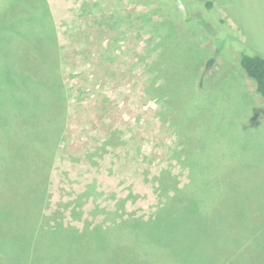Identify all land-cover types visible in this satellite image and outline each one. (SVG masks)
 I'll list each match as a JSON object with an SVG mask.
<instances>
[{
	"label": "rangeland",
	"instance_id": "374dc122",
	"mask_svg": "<svg viewBox=\"0 0 264 264\" xmlns=\"http://www.w3.org/2000/svg\"><path fill=\"white\" fill-rule=\"evenodd\" d=\"M47 1L67 114L45 212L105 227L177 210L165 193L176 186L202 199L200 211L219 205L236 225L258 211L264 229V100L233 56H264V0H211L210 8L206 0ZM30 54L47 79L49 61ZM39 148L32 142L18 155ZM233 239L217 246L237 256L225 264H264V240L262 249ZM147 253L150 264H171L164 249Z\"/></svg>",
	"mask_w": 264,
	"mask_h": 264
},
{
	"label": "trees",
	"instance_id": "16d2710c",
	"mask_svg": "<svg viewBox=\"0 0 264 264\" xmlns=\"http://www.w3.org/2000/svg\"><path fill=\"white\" fill-rule=\"evenodd\" d=\"M205 6L210 8L211 0ZM53 31L47 0H0V264H150L152 257H145L148 248L160 254L164 249L171 264H225L229 259L237 263L234 253L226 256V250L217 248L222 236H232L238 243L254 241L263 249L258 211L236 225L231 220H239L228 219L219 205L200 211L199 197L191 196L194 191L185 194L176 186L165 193L166 202L178 200L177 210L169 214L157 210L148 218H129L105 227L78 228L45 212L51 167L67 114L64 89L54 76L57 41ZM31 52L49 61L47 79L34 72L26 58ZM219 52L215 48L204 62L199 85L203 86V76ZM233 56L253 82L255 94L264 100V56L255 51ZM24 92L28 96L22 102ZM17 105L21 108L14 111ZM21 131L28 133L25 140ZM32 142L40 144L39 155L26 149V155L19 156V150ZM183 160L187 162L186 157ZM141 246L143 250L137 249Z\"/></svg>",
	"mask_w": 264,
	"mask_h": 264
},
{
	"label": "crops",
	"instance_id": "0c3cea01",
	"mask_svg": "<svg viewBox=\"0 0 264 264\" xmlns=\"http://www.w3.org/2000/svg\"><path fill=\"white\" fill-rule=\"evenodd\" d=\"M252 94L250 93V96H251ZM257 95V94H256ZM261 98V97H260ZM251 100H252V98H251ZM263 101V100H262ZM253 102V101H252ZM254 103V102H253ZM256 105V104H255ZM257 106V105H256Z\"/></svg>",
	"mask_w": 264,
	"mask_h": 264
}]
</instances>
